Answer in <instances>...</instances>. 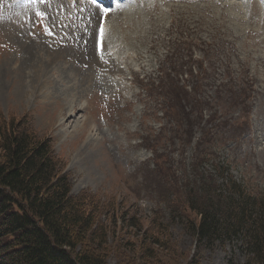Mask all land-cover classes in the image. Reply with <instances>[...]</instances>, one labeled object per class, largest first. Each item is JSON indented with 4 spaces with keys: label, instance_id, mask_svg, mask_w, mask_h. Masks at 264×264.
<instances>
[{
    "label": "rangeland",
    "instance_id": "rangeland-1",
    "mask_svg": "<svg viewBox=\"0 0 264 264\" xmlns=\"http://www.w3.org/2000/svg\"><path fill=\"white\" fill-rule=\"evenodd\" d=\"M80 1L31 0L21 5L0 0V119H27L39 138L51 140L54 156L70 176L71 193L88 192L99 203L98 220L108 231L107 264H143L141 258L165 236L174 248H156L144 264H188L193 254L200 264H228L229 259L244 264L240 241L197 249L189 226L198 220L188 212L183 190L175 183L181 173H193L195 143L181 152L178 145L160 141L161 134L167 138L168 133L160 132L161 113L153 103L164 98L157 94L156 84L155 93H142L141 79L151 76L154 83V75L174 54L170 40L182 34L192 44L187 53L196 61L205 53L210 78L205 81L206 95L215 98L222 92L223 85L217 90L215 85L225 83L232 90L247 85L245 115L221 103L224 99L215 106L224 104L230 117H241L235 122L243 121V126L245 121L248 132L232 140L238 127L224 122L215 131L216 157L203 169L209 171L215 160L214 166L228 167L230 175L249 187L247 193L264 192V0H139L111 16L106 34L109 51H115L111 70L83 68L68 53H64L66 64L51 62L55 52L77 45L89 29L86 3ZM28 46L33 58L24 64ZM39 60L48 65L40 78L35 71ZM189 61L183 64L196 69L197 64ZM69 109L76 112L65 121ZM160 155L173 161L171 174L158 170ZM151 181L155 188L149 193L146 187ZM155 219L167 224L163 234L156 232Z\"/></svg>",
    "mask_w": 264,
    "mask_h": 264
},
{
    "label": "trees",
    "instance_id": "trees-1",
    "mask_svg": "<svg viewBox=\"0 0 264 264\" xmlns=\"http://www.w3.org/2000/svg\"><path fill=\"white\" fill-rule=\"evenodd\" d=\"M167 80L171 87L160 90L169 100L163 110L166 125L160 132L168 135L161 134L160 141L178 145L177 150L184 152L195 139L193 173H181L175 183L183 190L188 212L198 220L189 226L197 249L236 240L244 264H264V192L247 193L249 187L246 190L236 181L228 167L214 166L215 160L211 164L214 173L199 170L217 153L218 124L213 115L217 111L211 108L222 99L228 101V107H239L243 103L237 96L242 90L234 93L223 85L217 98H211L197 80L192 79L191 92L176 86L179 81L168 74ZM240 133L242 127L236 135ZM160 147L167 152L166 146ZM158 160V170L171 174L174 163L170 157L160 155ZM71 188L70 176L54 156L51 140L39 138L24 117L0 119V264H107L108 231L98 220L102 213L99 203L88 192L73 195ZM154 188L153 181L146 187L149 193ZM154 222L157 233L168 228L157 219ZM169 242L167 236L158 240L148 256L141 258L143 262L152 259L156 248L172 250L174 245ZM193 257L188 264H200L195 254ZM228 264L234 263L229 259Z\"/></svg>",
    "mask_w": 264,
    "mask_h": 264
},
{
    "label": "bare ground",
    "instance_id": "bare-ground-1",
    "mask_svg": "<svg viewBox=\"0 0 264 264\" xmlns=\"http://www.w3.org/2000/svg\"><path fill=\"white\" fill-rule=\"evenodd\" d=\"M79 1V0H78ZM82 2H85L86 3V7L87 9L85 10L86 11V20H87V23L89 24V29L85 32V35L79 40L78 44L77 45H72L71 47H66V49H61L63 51L62 52H55L54 53V56L51 58V62L52 63H55V61H61L63 62L64 64H66L65 62V54L64 53H68V54H72L71 58H72V61H76V63L83 67V68H99L101 70H104V69H107V70H111L113 67H114V58L112 56V53L109 51L108 52V43L106 41V34L108 32L107 28H108V25L110 23V20H112V14H116L118 13L119 11L117 10L116 12H112L111 14H107V19H108V23H107V26H106V31L105 32V35L101 32H98V27H97V31L95 30V22H96V19L98 18V13L101 11V8L92 4V3H89L90 1L89 0H81ZM80 1V2H81ZM89 1V2H87ZM81 2V4H82ZM61 3V1H60ZM78 3V2H77ZM103 3H106V0L103 1ZM80 4V3H79ZM82 6V5H81ZM103 11L101 12L100 14V17L102 15ZM84 14V13H83ZM84 17V16H83ZM100 17H99V20H97L96 23H98V21H100ZM85 19V18H84ZM86 22V21H85ZM85 24V23H84ZM99 24V23H98ZM86 26V24H85ZM82 29V27L80 28ZM87 29V28H86ZM85 30V29H84ZM94 30L96 31V36H94L93 38V35H94ZM70 33V32H69ZM79 34V33H78ZM77 34V35H78ZM81 34V33H80ZM111 35V34H110ZM66 36V35H65ZM70 37V36H69ZM95 40V46H94V49L92 47V40ZM81 43V44H80ZM68 44V41H65V44L66 45ZM72 44V43H71ZM80 44V45H79ZM38 45V44H37ZM62 45V44H61ZM53 46V45H52ZM27 48V47H26ZM32 46H28V49H26L24 51V54H25V60L23 59L24 61V64L30 62V60H32L33 58V49H31ZM45 48V47H44ZM46 49V48H45ZM97 49V51H96ZM47 50V49H46ZM56 51V50H55ZM70 51V52H69ZM23 52V51H22ZM48 52V51H46ZM35 56V55H34ZM48 57V56H47ZM39 58V57H38ZM37 58V59H38ZM43 59V58H42ZM68 59V58H67ZM22 61V60H21ZM70 61V60H69ZM32 62V61H31ZM47 62V61H45ZM36 65V63H35ZM66 68V67H65ZM73 68V67H72ZM76 68V67H75ZM78 68V67H77ZM80 69V68H79ZM86 70V69H85ZM35 71H36V75H38V78H40L41 76H43L47 71H48V65L45 64L44 62H42V60L40 61H37V66L35 68ZM72 71V70H71ZM93 71V70H92ZM87 72V71H86ZM73 74V73H72ZM86 74V73H85ZM89 81V80H88ZM39 82V80H38ZM38 84V83H37ZM70 110V109H69ZM79 110V111H83L84 108H77L76 111ZM73 110H70L68 111V118H66L65 121H68L70 118L74 117V113L76 112ZM67 116V115H66ZM88 122V120L86 119L84 121V123L82 124V126L86 125V123ZM78 127L76 125L75 127V131L78 130Z\"/></svg>",
    "mask_w": 264,
    "mask_h": 264
},
{
    "label": "snow or ice",
    "instance_id": "snow-or-ice-1",
    "mask_svg": "<svg viewBox=\"0 0 264 264\" xmlns=\"http://www.w3.org/2000/svg\"><path fill=\"white\" fill-rule=\"evenodd\" d=\"M39 15V14H38Z\"/></svg>",
    "mask_w": 264,
    "mask_h": 264
}]
</instances>
